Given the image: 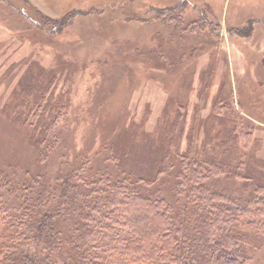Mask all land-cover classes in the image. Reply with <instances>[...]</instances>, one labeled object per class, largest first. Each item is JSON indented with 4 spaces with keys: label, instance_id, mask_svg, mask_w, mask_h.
Listing matches in <instances>:
<instances>
[{
    "label": "rangeland",
    "instance_id": "rangeland-1",
    "mask_svg": "<svg viewBox=\"0 0 264 264\" xmlns=\"http://www.w3.org/2000/svg\"><path fill=\"white\" fill-rule=\"evenodd\" d=\"M192 178L252 203L235 233L264 264V0H0V241L28 210L72 213L40 203L72 184L97 219L124 184L194 232Z\"/></svg>",
    "mask_w": 264,
    "mask_h": 264
},
{
    "label": "trees",
    "instance_id": "trees-1",
    "mask_svg": "<svg viewBox=\"0 0 264 264\" xmlns=\"http://www.w3.org/2000/svg\"><path fill=\"white\" fill-rule=\"evenodd\" d=\"M193 172L197 173L195 169ZM189 180L192 188L204 189L198 210L209 206L205 214L202 212L204 225L194 232L186 219L176 220L172 216V207L165 200L138 195L135 189L128 191L124 184L117 187L109 201V211L101 210L100 219L81 207L85 200L89 201L86 184L77 190L75 184L62 185L61 189L44 192L40 203L53 206L69 199L72 213L26 211L28 218L19 216L12 235L0 241V264H244L249 252L235 232L246 213L252 211V203L241 200L231 209L219 203L224 198L232 201L226 191L196 184L193 178ZM67 186L75 189V197L69 194ZM55 215L59 216L57 220ZM130 216L139 219V225L132 224ZM59 219L69 222L67 240L59 237ZM26 236L34 240L32 248L27 249Z\"/></svg>",
    "mask_w": 264,
    "mask_h": 264
}]
</instances>
